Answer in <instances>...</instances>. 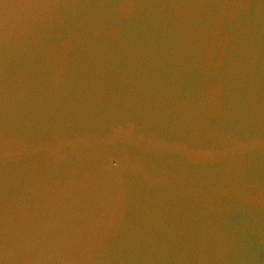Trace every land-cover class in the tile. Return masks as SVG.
Returning <instances> with one entry per match:
<instances>
[{"label":"water","instance_id":"95a60500","mask_svg":"<svg viewBox=\"0 0 264 264\" xmlns=\"http://www.w3.org/2000/svg\"><path fill=\"white\" fill-rule=\"evenodd\" d=\"M0 264H264V0H0Z\"/></svg>","mask_w":264,"mask_h":264}]
</instances>
